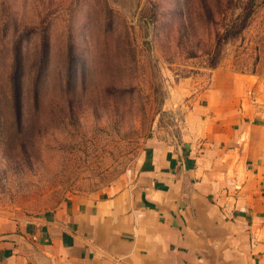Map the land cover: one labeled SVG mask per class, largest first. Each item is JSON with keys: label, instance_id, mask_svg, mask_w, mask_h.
<instances>
[{"label": "rangeland", "instance_id": "obj_1", "mask_svg": "<svg viewBox=\"0 0 264 264\" xmlns=\"http://www.w3.org/2000/svg\"><path fill=\"white\" fill-rule=\"evenodd\" d=\"M224 73L264 110V0H0V209L111 185Z\"/></svg>", "mask_w": 264, "mask_h": 264}, {"label": "crops", "instance_id": "obj_2", "mask_svg": "<svg viewBox=\"0 0 264 264\" xmlns=\"http://www.w3.org/2000/svg\"><path fill=\"white\" fill-rule=\"evenodd\" d=\"M235 78L215 74L177 135L150 137L111 185L29 216L0 209V264H260L264 110Z\"/></svg>", "mask_w": 264, "mask_h": 264}]
</instances>
